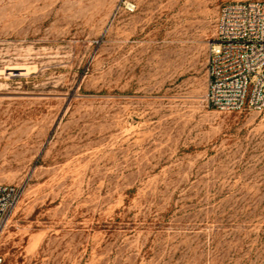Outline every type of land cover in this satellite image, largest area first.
<instances>
[{"label":"rangeland","instance_id":"374dc122","mask_svg":"<svg viewBox=\"0 0 264 264\" xmlns=\"http://www.w3.org/2000/svg\"><path fill=\"white\" fill-rule=\"evenodd\" d=\"M233 0H0V264H264V113L208 105Z\"/></svg>","mask_w":264,"mask_h":264},{"label":"built area","instance_id":"2783aa9c","mask_svg":"<svg viewBox=\"0 0 264 264\" xmlns=\"http://www.w3.org/2000/svg\"><path fill=\"white\" fill-rule=\"evenodd\" d=\"M208 56V105L220 112L264 113V0L224 4ZM20 199L19 188L0 185V239Z\"/></svg>","mask_w":264,"mask_h":264}]
</instances>
